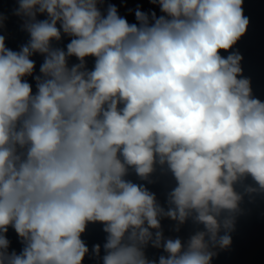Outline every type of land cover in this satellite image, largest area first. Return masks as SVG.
<instances>
[{"label":"clouds","instance_id":"clouds-1","mask_svg":"<svg viewBox=\"0 0 264 264\" xmlns=\"http://www.w3.org/2000/svg\"><path fill=\"white\" fill-rule=\"evenodd\" d=\"M5 2L0 264H212L231 250L245 204L264 201V100L232 51L246 0ZM165 219L187 235L166 237ZM90 225L102 246L82 239Z\"/></svg>","mask_w":264,"mask_h":264}]
</instances>
